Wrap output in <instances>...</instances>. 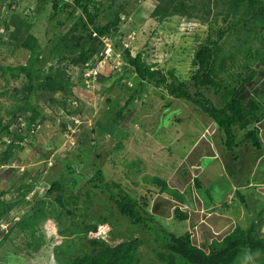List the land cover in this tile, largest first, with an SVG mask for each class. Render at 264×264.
I'll list each match as a JSON object with an SVG mask.
<instances>
[{"label":"rangeland","instance_id":"obj_1","mask_svg":"<svg viewBox=\"0 0 264 264\" xmlns=\"http://www.w3.org/2000/svg\"><path fill=\"white\" fill-rule=\"evenodd\" d=\"M39 1L43 9L33 14L31 11ZM50 1L0 0V65L26 62L28 52L16 47V39L24 33L20 18L28 11L31 10L30 16L37 15L28 30L42 44L47 39H56L57 34L69 27L70 10L52 12ZM194 1L200 4L199 0ZM10 2L13 11L7 8ZM101 2L103 11L111 6L109 13L117 4L124 3L126 13L120 15L119 36L105 40L101 57L84 65L95 70L94 76L88 78L70 65H61L66 68L71 84L66 102L51 103L42 91L31 97L39 115L32 125L19 128L16 121L11 123L9 132H17L22 138L18 142L20 148L12 151L6 165L1 154L11 136L0 134V192H5L3 200L15 203L0 223V241L12 223L34 204L42 200L46 205L45 218L38 228L43 246L36 253H29L22 234L13 229L0 245V264H55L52 245L59 242L66 246L72 237L55 233L58 223L49 203L61 210L60 222L72 225L76 236L81 237L73 239L76 248L73 257L80 253V242L91 251L97 247L92 240L102 239L109 244L139 240L132 264H175L178 263L175 256L165 246V233L176 237L189 233L193 244L205 251L234 226L244 230L258 217L262 221L260 232L264 234V119L257 125L260 150L243 141V130H235V147L230 152L223 144L221 130L198 107L173 99L162 89L145 83L143 91L117 119L112 136L97 125H107L116 118L129 88L134 87L133 74L122 63V55L114 52V43L119 38L132 56L140 53L146 64L163 72L173 70L176 78L191 82L197 68L194 54L209 32L208 24L182 15L157 22L150 16L157 0ZM217 25H221L220 19ZM251 45L256 48L260 44L253 41ZM106 46L112 51L109 56L104 52ZM50 65L43 62L40 68L47 70ZM252 68L254 79L239 95L244 100L254 95L264 97V64L256 63ZM2 73L0 69V120L5 125L10 118L8 112L15 103H22L23 96L17 92L19 83H6L4 78L8 74L2 77ZM200 90L213 104L221 106L219 95L212 90ZM54 98L58 99L55 95ZM98 170L102 174L101 183H106L112 193L122 191L138 200V205H143L156 224L144 228L119 214L108 190L92 181ZM154 176L166 181L169 190H177L187 199L188 204L180 208L189 213L188 219L176 218L173 209L179 203L167 192L161 194L149 182ZM193 177L199 180L198 189L194 187ZM54 179L62 184L61 195L46 194ZM21 183L23 186L19 187ZM75 196L76 205L72 204ZM47 220L52 223L51 231L45 228ZM235 264H264V257L242 250Z\"/></svg>","mask_w":264,"mask_h":264},{"label":"trees","instance_id":"obj_2","mask_svg":"<svg viewBox=\"0 0 264 264\" xmlns=\"http://www.w3.org/2000/svg\"><path fill=\"white\" fill-rule=\"evenodd\" d=\"M157 1V6L150 13L151 18L157 22L169 16L182 15L208 24L209 32L194 54L197 68L191 77V82L176 78L173 70L163 72L153 65L146 64L142 61L140 53L132 56L119 38L114 43V52L122 55L121 61L130 69L135 83L134 87L129 88L123 105L117 111L116 118L109 121V124L106 123L107 125L98 123V127L107 135L112 136L117 119L120 118L128 104L143 91L144 84L147 83L162 89L173 99L183 100L198 107L213 125L221 130L226 150L232 152L235 147V130H243V141L260 150L262 143L257 125L264 119V97L254 95L244 100L239 95L242 88L251 84L254 79L255 70L252 65L264 64L262 44L264 41V0H199L200 4L194 0ZM11 2L7 8L13 11ZM50 3L52 12L58 9L60 11L70 10L69 16H72V21L69 27L57 34L56 39H47L42 44V40L28 30L37 16H30L31 10L28 11L20 18V27L24 29V33L16 39L18 40L16 47L28 52L26 62L15 66L0 65L3 72L2 77L8 74V78H4L5 82H18L20 90L17 92L23 96L20 98L22 103H15L8 112L9 121L3 125L0 120V134L11 136L9 144L1 154L4 165L8 164L12 151L20 148L18 142L22 138L17 132L13 134L9 132L11 123L16 121V126L19 128L21 125H32L39 115L38 110L31 103V97L37 91H42L49 97L51 103L59 100L65 103V97L69 96L71 84L66 68L61 65H70L82 75L85 64L101 57L100 51L104 48L103 39L119 36L120 15L126 13L124 3L117 4V7L110 13L107 11L112 9L111 6H107L106 11L101 9L103 7L101 0H51ZM36 4L31 11L33 14L40 13L43 9L41 1ZM219 19L221 25H217ZM10 20L16 25L13 22L15 20ZM231 37L233 40L230 39ZM253 41H257L260 45L254 48L251 45ZM43 62L51 64L47 70L40 68ZM236 67L240 70L232 72L231 69ZM200 88L212 90L219 95L221 106L213 104ZM7 92L10 94L9 90ZM12 95L14 96L15 93ZM54 95L58 97L57 100ZM25 114L29 115L24 119ZM101 176L98 170L92 181L99 182L97 187L108 190L110 200L119 214L127 217L133 225H140L144 228H152L156 224L143 205H138V200L122 191L112 193L106 183H101ZM192 181L194 187L198 189L200 187L198 178L193 177ZM149 182L156 185L161 194L167 192L179 203V206L173 209L178 220L188 219L189 213L180 208V205L188 204L183 195L177 190H169L166 181L159 177H151ZM21 186L23 183L19 187ZM63 190L60 180L54 179L50 182L46 194L61 195ZM4 194V191L0 192V223L15 206V203L2 199ZM57 200L60 201V197H57ZM240 200H243L242 196ZM72 204H77V196L73 197ZM48 206L54 220L58 223V232L56 229L55 233L66 238L72 237L69 240L71 243L66 246L59 242L52 245V261L55 264H132L139 240L117 244H109L102 239L96 242L92 240L91 243L97 244V247H92L91 251H87L86 245L80 242L78 245L80 253L73 257L76 250L73 248V239L80 240L81 237L76 236L77 233L72 225L68 226L60 222L61 210L51 203ZM45 208L44 201L40 200L24 212L9 227L0 245L4 243L8 233L17 229L25 240V249L29 253H36L43 246V238L38 228L45 218ZM261 222V218L258 217L244 230L237 225L234 226L230 233L219 240L215 239L207 246V251L193 244L189 233L179 237L165 233V238H167L165 246L175 256L178 262L175 264H235L242 250H248L264 257V234L260 232ZM45 228L48 231L52 230L50 220L45 222Z\"/></svg>","mask_w":264,"mask_h":264},{"label":"built area","instance_id":"obj_3","mask_svg":"<svg viewBox=\"0 0 264 264\" xmlns=\"http://www.w3.org/2000/svg\"><path fill=\"white\" fill-rule=\"evenodd\" d=\"M109 39V37L107 38H104L103 39V42H105V40ZM106 45V44H105ZM104 52H105V55L106 56H109L111 55L112 51H111V48L110 46H106V48L104 49ZM83 74L88 77V78H91L92 76H94L95 74V70L94 69H88L86 67H83ZM91 75V76H90Z\"/></svg>","mask_w":264,"mask_h":264}]
</instances>
